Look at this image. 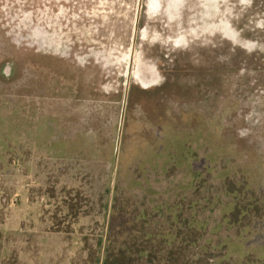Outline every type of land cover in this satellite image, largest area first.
I'll use <instances>...</instances> for the list:
<instances>
[{"label": "rangeland", "instance_id": "obj_1", "mask_svg": "<svg viewBox=\"0 0 264 264\" xmlns=\"http://www.w3.org/2000/svg\"><path fill=\"white\" fill-rule=\"evenodd\" d=\"M107 258L264 264V0H0V264Z\"/></svg>", "mask_w": 264, "mask_h": 264}, {"label": "trees", "instance_id": "obj_2", "mask_svg": "<svg viewBox=\"0 0 264 264\" xmlns=\"http://www.w3.org/2000/svg\"><path fill=\"white\" fill-rule=\"evenodd\" d=\"M174 238H176V237H174ZM104 264H120V263H119L118 258H116V259H108V258H107V259L105 260Z\"/></svg>", "mask_w": 264, "mask_h": 264}]
</instances>
